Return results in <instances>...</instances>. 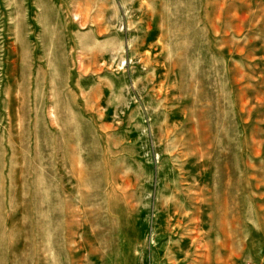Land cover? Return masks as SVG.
Segmentation results:
<instances>
[{"label":"rangeland","instance_id":"1","mask_svg":"<svg viewBox=\"0 0 264 264\" xmlns=\"http://www.w3.org/2000/svg\"><path fill=\"white\" fill-rule=\"evenodd\" d=\"M0 264H264V0H0Z\"/></svg>","mask_w":264,"mask_h":264}]
</instances>
